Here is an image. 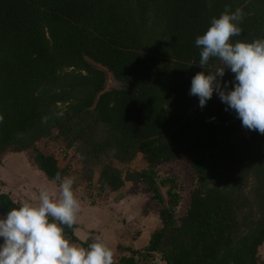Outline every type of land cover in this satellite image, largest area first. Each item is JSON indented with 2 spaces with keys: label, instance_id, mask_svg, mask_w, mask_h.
Returning a JSON list of instances; mask_svg holds the SVG:
<instances>
[{
  "label": "trees",
  "instance_id": "16d2710c",
  "mask_svg": "<svg viewBox=\"0 0 264 264\" xmlns=\"http://www.w3.org/2000/svg\"><path fill=\"white\" fill-rule=\"evenodd\" d=\"M226 7L243 12L233 43L264 38V0H0V161L28 152L48 181L70 177L37 148L58 144L99 194L126 183L151 193L158 228L117 264H264V134L217 94L204 108L189 95L192 78L218 64L198 66L195 39ZM138 156L143 168L129 171ZM181 160L194 186L177 217L176 184L156 169ZM20 205L0 190V218ZM62 227L72 244L91 243Z\"/></svg>",
  "mask_w": 264,
  "mask_h": 264
},
{
  "label": "clouds",
  "instance_id": "9594fccd",
  "mask_svg": "<svg viewBox=\"0 0 264 264\" xmlns=\"http://www.w3.org/2000/svg\"><path fill=\"white\" fill-rule=\"evenodd\" d=\"M242 18L241 9L226 7L195 39L201 49L198 66L205 69L213 59L218 64L215 71L204 70L192 78L189 95L198 97L204 108L217 94L225 111H234L244 128L264 134V38L233 43L242 34ZM226 71L234 75L232 81H223ZM53 182L58 183V197L42 190L38 202H24L0 218V264H114L113 250L99 238L87 248L66 239L62 225L71 228L76 223L81 205L73 178L57 172Z\"/></svg>",
  "mask_w": 264,
  "mask_h": 264
},
{
  "label": "rangeland",
  "instance_id": "374dc122",
  "mask_svg": "<svg viewBox=\"0 0 264 264\" xmlns=\"http://www.w3.org/2000/svg\"><path fill=\"white\" fill-rule=\"evenodd\" d=\"M111 79L106 82V89L117 88ZM58 145V144H56ZM54 144L41 142L37 148L43 153L53 154L58 163L70 167V177L73 178V191L80 201V211L77 216V226L74 233L84 242L91 239V243L99 238L100 242L107 245L114 252V264L122 257H128L132 251L142 250L148 242L154 229L158 228L157 212L160 205L152 200V194L144 192L142 187L126 183L116 193H101L97 187L88 188L78 179L76 158L69 153L67 158L64 150ZM143 168L141 157L129 166V171H139ZM158 181L172 179L178 194L179 203L176 207V216L183 215L189 194L194 186V181L188 169L186 160L169 163L156 169ZM170 184L160 187V193L167 200L166 191ZM47 189L53 198L58 197L59 188L48 181L39 172L32 162V155L28 152L7 153L0 161V190L7 193L20 204L24 202H38L40 191ZM83 228V230H81ZM2 243V240H0ZM80 246V245H77ZM259 260H264V242L258 249Z\"/></svg>",
  "mask_w": 264,
  "mask_h": 264
},
{
  "label": "water",
  "instance_id": "95a60500",
  "mask_svg": "<svg viewBox=\"0 0 264 264\" xmlns=\"http://www.w3.org/2000/svg\"><path fill=\"white\" fill-rule=\"evenodd\" d=\"M150 264H163V263H162L161 260L158 258V259L154 260L153 262H151Z\"/></svg>",
  "mask_w": 264,
  "mask_h": 264
}]
</instances>
